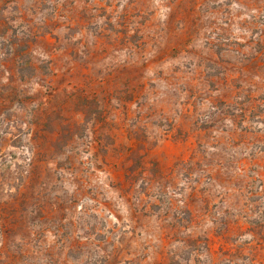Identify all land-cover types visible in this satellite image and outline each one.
<instances>
[{"label": "rangeland", "instance_id": "1", "mask_svg": "<svg viewBox=\"0 0 264 264\" xmlns=\"http://www.w3.org/2000/svg\"><path fill=\"white\" fill-rule=\"evenodd\" d=\"M0 264H264V0H0Z\"/></svg>", "mask_w": 264, "mask_h": 264}]
</instances>
